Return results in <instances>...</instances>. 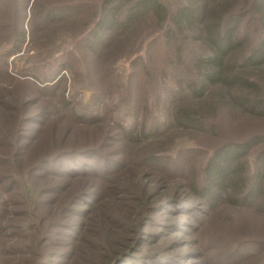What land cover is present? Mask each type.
<instances>
[{
  "label": "rangeland",
  "instance_id": "374dc122",
  "mask_svg": "<svg viewBox=\"0 0 264 264\" xmlns=\"http://www.w3.org/2000/svg\"><path fill=\"white\" fill-rule=\"evenodd\" d=\"M103 1L0 0V192L10 191L0 201V264H88L91 257V264H264V198L249 209L210 207L187 195L213 151L264 135V116L219 111L214 128L178 129L175 108L198 101L171 93L190 81L183 65L193 62L192 45L176 60L175 45L146 21L91 54L84 35ZM161 1L170 10L182 2ZM216 2L234 3L237 38L250 50L261 36L258 15L242 12L245 0ZM48 11L54 17L43 21ZM23 30L20 46L15 38ZM247 73L264 89L259 73ZM120 125L156 132L139 142L119 139ZM92 140L102 151L85 157L78 148ZM152 145L163 159L156 171L140 170L141 150ZM263 150L264 142L247 157L249 176ZM39 164L44 169L36 172ZM87 171L98 177L74 203L77 213L65 211L57 226L82 188L62 176ZM102 212L111 218L110 234L101 228Z\"/></svg>",
  "mask_w": 264,
  "mask_h": 264
},
{
  "label": "trees",
  "instance_id": "16d2710c",
  "mask_svg": "<svg viewBox=\"0 0 264 264\" xmlns=\"http://www.w3.org/2000/svg\"><path fill=\"white\" fill-rule=\"evenodd\" d=\"M216 1L182 0L176 9L170 10L161 0H104L93 18L91 29L84 35L85 50L99 55L101 54L99 49L109 48L116 38L148 21L157 29L164 31L163 37L171 47L175 45L176 60L184 59L182 56L184 45L193 47L192 64L183 65L185 67L183 69L191 74L190 81L180 85L183 89L171 90V93L181 96L187 94L198 100L197 105L175 108L171 124L182 131L201 132L206 128L215 127L214 118L219 111L232 113L234 116L242 114L263 117L264 89L248 76L247 71L259 73V79L264 84V0H245L241 7L242 12L250 11L258 15L262 28L258 42L247 51L242 50L244 40L237 38L238 18L241 17V13L233 11L231 13L233 2L219 4ZM32 10L36 11L35 5ZM53 17V12L48 11L43 14V21ZM26 40L24 30L15 38L20 46L25 44ZM197 43L200 45L199 49L194 45ZM145 130V125L141 129L135 127L130 130L120 125L116 134L119 139L123 135L139 142L151 138L156 132L149 134L145 133ZM263 142L264 135L254 134L243 141H229L217 148L205 161L202 178H197L192 183L187 195L206 202L210 207L224 202L225 205L229 203L232 206L252 209L255 203L264 198V150L256 154V170L253 176L248 175L244 163L255 147ZM98 143L96 140L86 142L78 151L85 157L97 155L102 151V148H98L101 146ZM140 156L142 160L140 170L153 171L152 166L163 159L161 149L157 150L153 145L142 148ZM39 165L36 172L44 169V165ZM91 172H76L69 178H66V175L62 176L63 179L70 181L69 187L78 183L82 188L81 193L69 197L70 200L61 209L57 226L64 219L65 211L68 214L77 213L74 210V203H77L78 197L89 188L91 181L98 177L92 176L95 173ZM110 184H106V189L113 193L116 190L115 185ZM9 193L10 191L0 192V201L6 203V196ZM117 201L122 202L118 197ZM96 208L97 206L93 207L92 212ZM102 213L104 218L100 222L101 228L110 234L111 218L107 213ZM85 218L87 219V216ZM93 221L90 216L88 223L92 225ZM51 234L50 231L49 235ZM91 248L95 250L97 247L92 245ZM94 259L91 257L86 261L91 264Z\"/></svg>",
  "mask_w": 264,
  "mask_h": 264
}]
</instances>
